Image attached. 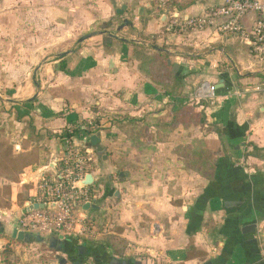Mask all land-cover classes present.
I'll return each instance as SVG.
<instances>
[{
	"label": "crops",
	"instance_id": "1",
	"mask_svg": "<svg viewBox=\"0 0 264 264\" xmlns=\"http://www.w3.org/2000/svg\"><path fill=\"white\" fill-rule=\"evenodd\" d=\"M222 3L0 0V101L24 119L35 118L55 144V159L25 168L12 187L14 197L27 199L23 209L40 177L62 156L60 134L68 125L90 118L102 124L99 116L109 113L117 119L144 114L134 124L150 135L145 151L128 152L123 181L105 190L97 160L103 133L89 140L96 203L109 202L111 195L117 200L114 238L131 248L128 254L159 264H264V62L252 54L246 37L226 36L217 27L168 31L173 17L202 16ZM256 18L247 15L244 27L251 30ZM92 33L100 34L81 40ZM146 58L158 64L144 65ZM204 82L218 87L216 96L196 100L194 92ZM121 141L118 134L113 142ZM186 150L189 156H183ZM116 168L112 163L107 174ZM249 225L256 230L244 233ZM63 238L36 241H48L51 249L65 246L76 261L99 253L83 246L73 250L68 239L75 237ZM33 241L34 236L23 242ZM190 245L206 257L187 261ZM113 259L141 264L115 257L108 263Z\"/></svg>",
	"mask_w": 264,
	"mask_h": 264
},
{
	"label": "rangeland",
	"instance_id": "2",
	"mask_svg": "<svg viewBox=\"0 0 264 264\" xmlns=\"http://www.w3.org/2000/svg\"><path fill=\"white\" fill-rule=\"evenodd\" d=\"M118 115H121L119 119L115 118L117 114L100 115L102 124H97L96 120V129L97 131L101 130L105 139V144L99 148L97 157L101 170L99 183L104 187V190L111 182L113 183L110 185H114L115 182L118 184L121 181L119 173L126 174L130 165L127 159L128 152H133L134 148L141 152L145 151L147 139L150 137L143 128L134 124V120L143 119L144 114L139 116L127 115L126 119L123 114ZM111 123L115 124L116 130L113 129ZM118 123L120 125H117ZM37 124L35 118L24 119L14 110V106L0 101V222L2 223L1 226L5 228L3 233L0 232V264H97L93 257L88 256H84L80 262L79 260H71L64 253V245H62L64 247H61V250L51 249L48 241H44V244L37 243V236H34V241L31 243L12 238L11 222L16 218L18 219V214L24 206L19 199L14 197L12 190L15 182H19L21 179L20 170L26 163L41 166L47 165L55 159L52 155L55 144L48 142L49 133L40 128L42 127L40 123ZM118 134L121 135L122 141L120 144H115L113 141ZM131 137L132 142L129 141ZM118 152L120 156L117 154ZM182 154L189 156L187 150L182 151ZM112 163L117 168L114 170V174H107L106 168H109ZM109 176L112 177L111 181H109ZM100 191L103 192V189ZM97 206V211H93V213L91 211V217L96 216L99 219L97 229L102 236H95L90 240H81L79 238L83 237H75L79 239L75 241L77 247L84 245L86 251L96 249V251L107 253L110 258H122L125 261L132 259L141 264H148L152 260L150 261L151 264H159L157 260L149 259L147 255L144 257L141 254L139 257L136 254H128V250L131 248L114 238L112 233L119 229L115 221L119 208L114 195H111L109 202L100 198ZM5 251L8 252L6 257L3 254ZM108 262L102 260L100 264H109Z\"/></svg>",
	"mask_w": 264,
	"mask_h": 264
},
{
	"label": "built area",
	"instance_id": "3",
	"mask_svg": "<svg viewBox=\"0 0 264 264\" xmlns=\"http://www.w3.org/2000/svg\"><path fill=\"white\" fill-rule=\"evenodd\" d=\"M250 13H255L257 18L252 29L247 30L242 22ZM214 27L226 36L246 37L252 54L264 62V0H223L221 5L202 16L173 17L168 31L183 34ZM217 91V86L204 82L196 88L193 97L196 100L213 99ZM96 128L95 118L67 126L66 129L76 130V133L62 139V156L53 162L52 172L40 177L36 193L24 209L35 205L43 207L19 217L15 224L17 232L38 237H95L101 233L91 217L98 198L96 186L85 185L87 175H93L94 152L89 140L97 133L90 134L88 129L95 131ZM77 138L81 143H75ZM86 205H90L88 210Z\"/></svg>",
	"mask_w": 264,
	"mask_h": 264
},
{
	"label": "trees",
	"instance_id": "4",
	"mask_svg": "<svg viewBox=\"0 0 264 264\" xmlns=\"http://www.w3.org/2000/svg\"><path fill=\"white\" fill-rule=\"evenodd\" d=\"M141 58V57H140ZM144 60V65L145 64H153V65H155V64H158V59H143ZM167 65V63H166V61L165 60H162V66L164 67V66H166ZM98 122V121H97ZM98 124V123H97ZM88 132L90 133V134H92V133H94V132H98L97 131V129L95 130V131H92V129H88ZM74 133H76V130H74L73 132H70L68 129H65L61 134H60V139L62 140V139H64V138H69V137H72V135L74 134ZM48 165V164H47ZM29 166H33V163H26L25 165H23V167H22V169L20 170V172H19V174L20 173H22L23 172V170L25 169V168H27V167H29ZM91 172H93V169L91 170ZM47 177H50V174H47L46 175ZM24 197V196H23ZM22 197V195H19L18 196V199H19V201L21 202V204L22 205H24V203L26 202V200L27 199H25V198H23ZM76 239V240H75ZM69 240V243H70V245H71V247H72V249L73 250H77L78 249V247L75 245V241H77V240H79V239H77V238H71V239H68ZM76 247H77V249H76ZM83 247H84V245H83ZM94 252L96 251V249L95 250H93ZM99 252V251H98ZM8 252L7 251H5L3 254L5 255V257H6V254H7ZM109 256H108V254L107 253H104V252H99L97 255H96V257L94 258L95 260H96V262H97V264H100L101 263V261L102 260H105V261H109L110 260V258H108ZM206 257V254L204 253V252H202V251H199V250H197L193 245H190L189 246V248L187 249V255H186V260L188 261V260H193V259H204ZM108 258V259H107ZM79 262H80V260H79Z\"/></svg>",
	"mask_w": 264,
	"mask_h": 264
},
{
	"label": "water",
	"instance_id": "5",
	"mask_svg": "<svg viewBox=\"0 0 264 264\" xmlns=\"http://www.w3.org/2000/svg\"><path fill=\"white\" fill-rule=\"evenodd\" d=\"M97 34H100V33H92L90 35H87L85 37H83V39H81L82 41H84L85 39H88L90 37H93ZM92 140H96L98 142H100V139L97 138V137H94ZM119 177L121 178V181H123L124 179V173H120L119 174ZM85 185H88V186H91V185H95V182H94V176L92 174H88L87 177H86V181H85ZM43 206H39V205H35L34 207H29V208H26V209H23L19 214H18V218L21 217L22 215H25L26 213H28L29 211L33 210V209H39V208H42ZM90 208V205H86L85 206V209L88 210ZM17 219V218H16ZM154 230H155V233H158L159 232V226L158 225H154ZM256 230V225H249V226H246L244 229H243V232L244 233H249V232H254ZM0 231H4V229L1 227L0 225ZM13 237L18 239L19 241H29V239L32 238L31 235H26L24 234L23 232H17V230L15 229L13 231ZM60 240H63L64 238L63 237H59ZM53 241H55V238L52 240V243ZM110 264H120L118 260L116 259H113L110 261Z\"/></svg>",
	"mask_w": 264,
	"mask_h": 264
},
{
	"label": "flooded vegetation",
	"instance_id": "6",
	"mask_svg": "<svg viewBox=\"0 0 264 264\" xmlns=\"http://www.w3.org/2000/svg\"><path fill=\"white\" fill-rule=\"evenodd\" d=\"M79 252H80L79 255H80V256H83V251H79ZM86 252H87V251H86ZM84 253H85V252H84Z\"/></svg>",
	"mask_w": 264,
	"mask_h": 264
}]
</instances>
